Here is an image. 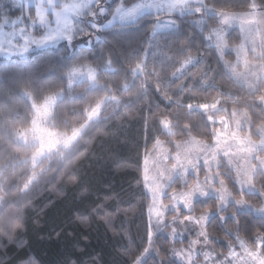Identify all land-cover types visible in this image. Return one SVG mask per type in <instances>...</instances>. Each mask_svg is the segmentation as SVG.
Wrapping results in <instances>:
<instances>
[{"label": "snow or ice", "instance_id": "obj_1", "mask_svg": "<svg viewBox=\"0 0 264 264\" xmlns=\"http://www.w3.org/2000/svg\"><path fill=\"white\" fill-rule=\"evenodd\" d=\"M220 2L11 0L20 13L15 18L4 6L0 56L9 59L0 64V237L22 231L24 209L13 205L39 178L54 165L58 173L86 147L85 137L147 98L151 116L137 165L147 240L129 264L149 258L264 264V0H244L243 10ZM237 29L239 43L230 44ZM197 39L213 53L215 68L190 71L206 59L198 47L192 52ZM33 56L34 63L22 59ZM198 92L216 95L183 102L198 99ZM152 126L160 135L148 139ZM17 169L22 182L14 178ZM92 213H104L114 226L120 210L108 212L101 202ZM213 222L231 238L226 252L213 247L220 239L208 231ZM160 236L188 244L165 249L170 255L162 257L154 247Z\"/></svg>", "mask_w": 264, "mask_h": 264}, {"label": "trees", "instance_id": "obj_2", "mask_svg": "<svg viewBox=\"0 0 264 264\" xmlns=\"http://www.w3.org/2000/svg\"><path fill=\"white\" fill-rule=\"evenodd\" d=\"M2 2L0 0V11L3 9ZM230 3L232 10H243L244 0H230ZM8 6L13 9L11 3ZM217 6H223V0ZM17 12L13 9L11 14L15 17ZM237 36L238 29L230 38V44L239 43ZM195 45L193 54H196L198 47L206 59L190 71L200 72L207 64L215 68L213 53L206 51L199 39ZM104 47L101 44L98 49ZM8 59L0 58V64ZM22 59L26 63H34L36 58L33 56L31 61L29 58ZM217 80L219 82L220 78ZM229 86L235 88L234 85ZM196 95L198 99H184L183 102H204L202 97L216 93L198 92ZM147 104L148 99L145 98L140 105L126 109V115L122 114L102 124L91 138L85 137L83 143L86 147L65 160L58 173L54 165L53 171L39 178L26 196L19 197L20 203L13 205V208L24 209V227L11 240L0 237V264H129L130 259L139 254L146 246L148 222L146 197L142 186L137 183V165L146 139L145 118L151 116ZM67 107H73L72 102H68ZM160 108H164L163 103ZM153 111L158 109L153 106ZM192 119L198 120L199 116L194 114ZM153 133L160 135L152 126L147 138L151 139ZM160 138L165 139L164 136ZM120 162L127 166L120 167ZM22 171L17 169L14 177L20 182ZM53 175L55 179H52ZM13 195H17L15 189ZM248 199L258 205L255 198ZM101 202L107 203L108 212L120 210L114 226L105 222L104 213H92L93 208ZM203 207L198 206L197 214ZM85 219L87 223H82ZM208 231L211 236L220 238L213 242L215 250L226 252L225 241L231 238L226 236L219 222L211 223ZM184 242L173 244L169 238L160 236L155 240V247L161 250L162 257H167L170 253L165 249L179 247ZM148 264H154L151 258Z\"/></svg>", "mask_w": 264, "mask_h": 264}, {"label": "rangeland", "instance_id": "obj_3", "mask_svg": "<svg viewBox=\"0 0 264 264\" xmlns=\"http://www.w3.org/2000/svg\"><path fill=\"white\" fill-rule=\"evenodd\" d=\"M10 3H11V0H3V2H2V7H3L2 11L4 10V6L9 5ZM13 9H15L14 6H13ZM9 15H11L12 18H15L16 16H19L20 13H19V11H18V12H17V15H15V17L13 16V14H11V12L9 13ZM229 42H230V41H229ZM0 58H8V57L0 56ZM224 58L227 59V60L234 61V60L236 59V57H235V53H231V54H227V53H226V55H225ZM249 58H251V56H250ZM253 139H257V137H253ZM202 176H203V173H201V177H202ZM166 203H167V202H166ZM165 232H170V229H165ZM184 241H186V243H185ZM183 242H184V243H183L181 246L176 247V248L186 247L187 244H188V239L185 238V239L183 240ZM154 247H155V244H154Z\"/></svg>", "mask_w": 264, "mask_h": 264}]
</instances>
